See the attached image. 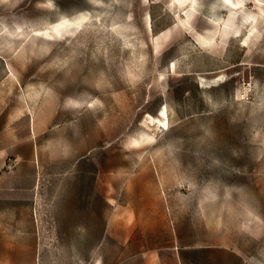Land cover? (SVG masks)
<instances>
[{"label": "rangeland", "instance_id": "rangeland-1", "mask_svg": "<svg viewBox=\"0 0 264 264\" xmlns=\"http://www.w3.org/2000/svg\"><path fill=\"white\" fill-rule=\"evenodd\" d=\"M261 6L0 0V264H264Z\"/></svg>", "mask_w": 264, "mask_h": 264}, {"label": "bare ground", "instance_id": "bare-ground-1", "mask_svg": "<svg viewBox=\"0 0 264 264\" xmlns=\"http://www.w3.org/2000/svg\"><path fill=\"white\" fill-rule=\"evenodd\" d=\"M179 3H180V1H177L178 5H180ZM186 4H187V1L183 2L180 6L182 7V6H185ZM226 4L228 7L232 8V9H240L242 1L239 0V1L235 2L233 0H226ZM251 17H253V16H251ZM148 120L150 121V123L154 124V119L151 116H148Z\"/></svg>", "mask_w": 264, "mask_h": 264}, {"label": "crops", "instance_id": "crops-1", "mask_svg": "<svg viewBox=\"0 0 264 264\" xmlns=\"http://www.w3.org/2000/svg\"><path fill=\"white\" fill-rule=\"evenodd\" d=\"M233 1H237V0H233ZM242 3H244V0H241ZM245 5V4H244ZM243 6V5H242ZM245 7V6H243ZM262 7L264 6H261L260 9H262ZM230 11V10H229ZM231 13V12H230ZM232 14V13H231ZM233 15V14H232ZM144 263L145 264H155V259L153 257V255H145L144 256Z\"/></svg>", "mask_w": 264, "mask_h": 264}]
</instances>
